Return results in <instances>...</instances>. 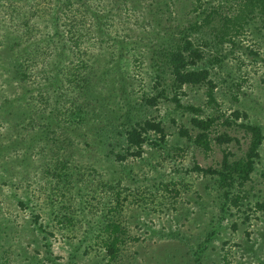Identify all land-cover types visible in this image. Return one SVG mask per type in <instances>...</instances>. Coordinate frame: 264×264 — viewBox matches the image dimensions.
<instances>
[{
	"label": "rangeland",
	"instance_id": "1",
	"mask_svg": "<svg viewBox=\"0 0 264 264\" xmlns=\"http://www.w3.org/2000/svg\"><path fill=\"white\" fill-rule=\"evenodd\" d=\"M123 1L114 0L92 21L75 0L66 7L64 0H0V264H264V209L255 207L264 203V139L250 180L240 186L235 177L227 196L218 174L193 169H220L226 153L229 161L243 157L250 142L244 122L259 125L264 135V19L249 15L231 42L214 33L220 18L234 16L237 0H144L134 11ZM214 8L217 17L189 35L202 54L192 66L208 69L214 103L207 82L174 90L169 73L150 68L148 58L130 64L123 77L116 68L96 72L94 89L116 95L104 91L112 102L95 103V113L87 112L86 99L78 100V113L70 93L53 91L65 78L58 43H66L73 59L100 56L103 44L92 38L102 33L105 18L112 35L171 47L198 13ZM106 51L101 57L107 59ZM56 72L54 87H46L43 76ZM159 92L154 105L145 102ZM189 104L201 111L186 109ZM235 110L246 118H234ZM73 111L83 123L77 115L72 121ZM200 113L217 117L208 150L179 134L186 127L194 137L190 119ZM145 119L159 121L165 138L149 131L135 155L136 148L127 150L128 120ZM221 133L235 139L218 144L212 138ZM61 143L59 154L71 159L65 168L55 166L53 155ZM108 220L124 230L111 261L104 244Z\"/></svg>",
	"mask_w": 264,
	"mask_h": 264
},
{
	"label": "trees",
	"instance_id": "2",
	"mask_svg": "<svg viewBox=\"0 0 264 264\" xmlns=\"http://www.w3.org/2000/svg\"><path fill=\"white\" fill-rule=\"evenodd\" d=\"M114 0H75L78 7V11H81L83 9V14L89 13L93 18H91L92 21L96 19L95 17H98L100 12H103L104 10L107 12L109 8V4H111ZM118 2V0H116ZM134 2H130V5H126L127 1L124 0V8L126 10H137L140 8V3L144 2V0H133ZM94 3V4H93ZM64 7L67 5L70 6V0H64L63 2ZM94 7L92 9L91 7ZM201 7V4H197V6L193 7V10H197ZM112 8L110 7V10ZM235 10L236 13L233 17H225L220 18L221 25L218 26L216 32L214 33L215 37H220L222 40L231 41L233 42V36L238 35L241 32L242 27L247 24V19L249 15H253L254 17H259L264 19V0H237V3L235 4ZM104 11V12H105ZM151 13V11L149 10ZM201 13V12H200ZM200 13L195 16L196 18H199L196 22L190 25L188 27L189 29L187 32L183 33V36L179 40H175L173 45L171 47H168L166 45H149L147 47L146 44H142L140 42L142 40V37L140 38H133L131 35L128 34H111L110 30V21L109 26L106 25V18L101 22L103 25V28L101 29L100 34L97 36H93L92 39H94V44H103L102 47H100V51L98 53L100 56L93 54L94 56L91 58L92 60L87 61L84 58L77 57L76 59H73L66 54L65 48L66 43L61 44L58 43L59 51L61 54V57L58 58L57 63L61 65L60 70L63 72L64 79L58 78V72H56L52 77L49 76H43L45 80V86L46 87H54L56 79H59V84L56 88H54L53 91L59 90L63 91L65 95H68L70 93V98L73 100L71 103H76V107H79L78 100L83 98L86 99L88 102V108L87 112L95 113L94 109L97 107L95 103H99V105H103L102 102L107 100V104L111 103L112 100L107 99L105 96L106 92H108L109 96L110 94L114 95V90H108L106 91V88L103 89H94L96 82L94 79L97 77H100L96 72L99 69H102L105 71L112 70L116 68L118 72H120V76H125L123 70L126 69L130 64L136 65V63L139 61L142 63L146 58H148L150 61L148 62L149 67L153 69H159L160 71H164L166 73H169L170 79H171V86L174 90L180 89L184 84L189 85H200L205 84L206 82L209 84V87L207 88L206 94L208 97L209 103H214V92L213 88L215 87L214 84H212V81L208 78L209 71L208 69L201 68V69H195L192 65H195L197 60L201 59L202 54L197 49L194 48V43L189 38V35H193L194 32H199L203 27H206L209 25V23L217 17L218 9H211L209 12L201 13L203 16L201 17ZM67 21L72 20L74 18H65ZM136 28L133 26L132 29ZM105 29V30H104ZM71 31L70 29H68ZM100 31V30H99ZM232 31V32H231ZM103 35H105L103 37ZM220 39V40H221ZM171 42L170 40H168ZM75 45L77 44L76 41H73ZM78 46V44H77ZM124 47L126 49H124ZM107 50V51H106ZM107 52L110 56L108 58L101 57V54L104 52ZM77 54V53H76ZM148 56H147V55ZM78 55V54H77ZM126 56L125 63H122L120 61V58H123ZM131 59V60H129ZM216 62L219 61L218 57H215L214 59ZM153 61V62H152ZM121 62V64H120ZM139 68V65L137 66ZM137 69H134L138 71ZM120 70V71H119ZM141 71V70H140ZM139 72V71H138ZM137 73V72H136ZM140 73V72H139ZM138 74V73H137ZM22 78H24L23 81H27V77L29 74H27L25 71H22ZM105 75V74H104ZM119 76V77H120ZM134 76L137 77L136 74H133L131 77ZM161 78V77H159ZM127 79L126 77L124 78ZM159 82V81H158ZM126 83V82H125ZM157 83V82H156ZM104 84V83H102ZM127 85V84H126ZM86 90L91 91V94L88 93ZM106 91V92H104ZM56 92V93H59ZM89 94V95H88ZM163 94L162 92H159L156 95L151 96L150 98L145 99V102L148 103V105H154L156 102V99L158 97H161ZM87 97V98H86ZM94 98L95 102L91 106V109H89V106L91 105L90 99ZM176 106L180 107L181 104L179 103L178 97L174 94L172 98ZM74 106V104H73ZM72 106V107H73ZM200 106H194V105H187L185 106L186 109H190L191 111L195 112L196 114L201 111L199 108ZM96 109V108H95ZM80 107L78 108L77 112L80 113ZM73 111L70 113V116L74 118L72 121L76 122V115L79 118V121L76 123H83V116H79V114ZM246 113L240 112L239 110L233 111L234 118H239L242 116V118H246ZM94 117V116H92ZM71 118V119H72ZM70 119V120H71ZM217 117L213 115H206L202 116L201 113L198 115H193L190 119L192 128L196 131L194 137L193 134L188 130L186 127H181L179 130V134L183 137H186L188 139L193 138V142L196 143V145L202 147L204 150H208L210 148V133L214 132L215 128V121ZM92 121V120H90ZM226 123H230L229 120H225ZM86 122V121H85ZM129 129L127 130V150L131 147L136 148L132 154L139 155L141 154V147L146 142L148 132L153 131L155 134H159L160 140L164 141L165 133L163 131V128L161 126V123L159 121L151 120V119H145L142 121L134 120L133 122L131 120H128ZM242 128L245 129L247 133L250 135V142L248 149L243 157H240L236 160L229 161L228 154H224L222 162H221V168L220 169H213L211 167L208 168H201L197 164L193 166V169L195 171H202L204 173H210V174H218L219 184L221 187H227L228 190L224 192V195H229V188H231V184L235 181V177L238 178L237 183L242 186L247 181L250 180V175L252 171L255 169V161L259 157V147L262 144V141L264 139V135L262 132V128L259 125L252 124L249 122H244L240 124ZM215 140V142L219 143H227L231 140L235 139L232 136L228 135L227 133H221L217 136H214L212 138ZM67 143L69 145H74V141L68 140ZM65 146L61 143L60 145H57V148H55L54 152H57V154H53L56 156V164L55 166L60 168H65L67 165H69V162L71 159L64 157V155L59 154V152L65 151ZM118 157L124 158V156L119 155ZM62 173L59 172L58 175H61ZM63 175V174H62ZM56 176V177H57ZM264 176V173H263ZM243 197H246V194L243 195ZM116 198H119V192L116 193ZM241 196H236L232 198V202L234 206H239L240 204ZM118 204V201L115 203V205ZM256 208L264 209V203H256ZM113 207L112 209H114ZM105 231L108 232V240L105 241V249L106 253L108 255L109 261L113 260L118 252V244L123 241L122 236L124 234V230L121 226V223L118 221L108 220L103 228ZM198 252V251H197ZM200 251L198 252V254Z\"/></svg>",
	"mask_w": 264,
	"mask_h": 264
}]
</instances>
